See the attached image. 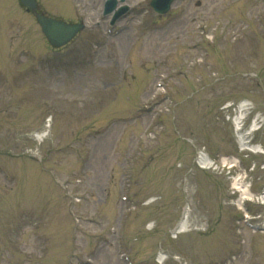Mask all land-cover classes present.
Instances as JSON below:
<instances>
[{"label":"rangeland","instance_id":"1","mask_svg":"<svg viewBox=\"0 0 264 264\" xmlns=\"http://www.w3.org/2000/svg\"><path fill=\"white\" fill-rule=\"evenodd\" d=\"M69 1L70 14L65 0L42 4L56 16L82 19L85 29L65 47L38 57L45 52L38 45V25L20 19L7 29L8 20L23 13L10 0H0V167L7 170L0 169V240L3 234H14L13 249L4 248L8 257L9 250L16 252L7 263L17 259L31 264L37 259L46 264L51 258L53 264L55 258V264H64L76 258L124 264L117 257L115 235L122 209L120 174L125 161L132 160L127 184L132 209L125 230L128 252L137 264H156L161 248L169 256L167 264H177L173 255L188 264H264V233L244 226L243 211L236 205L239 192L230 177H244L253 197L245 208L264 221V123L253 139L259 145L255 153L239 150L232 125L222 118L225 112L232 115L233 107L221 111L225 102L245 98L252 105L248 120L254 113L264 118V0H180L171 7L177 17L169 21L165 15L161 21L148 0H127L131 12L114 25L126 29L115 37L104 30L109 24L101 14L103 0ZM200 26L211 35L208 39ZM13 28L16 36L10 44L18 49L9 60ZM30 51H35L32 56ZM160 74L167 76L166 87L159 88L153 101ZM133 89L141 95L127 94ZM136 100L153 107L151 113L159 110L157 124H149L152 116L146 111L136 112L140 117L132 122L118 121L135 111ZM49 115L53 140L48 137L40 145L42 165L57 171L61 180L71 173V179L63 191L50 179L45 186L44 174L20 159L11 166L38 182L21 194L14 190V171L7 166L24 149L35 147L30 133L42 129ZM112 116L118 117L109 119ZM102 128L100 135L91 137L92 130ZM202 148L214 159L238 156L239 161L233 162L230 175L227 167L200 170L194 156ZM7 172L10 181L5 183ZM66 191L84 197L75 202L81 221L72 243L67 242ZM148 199L153 200L146 203ZM186 206L193 229L190 235L174 238L168 231ZM23 209L39 219L18 217ZM15 221L26 224L22 232L12 229ZM39 225V231L47 233L46 242L44 233H33ZM101 234L109 236V243L102 242ZM69 243L73 246L65 247Z\"/></svg>","mask_w":264,"mask_h":264},{"label":"water","instance_id":"2","mask_svg":"<svg viewBox=\"0 0 264 264\" xmlns=\"http://www.w3.org/2000/svg\"><path fill=\"white\" fill-rule=\"evenodd\" d=\"M171 1L153 0L151 4L157 11H163L159 6L167 8ZM23 2L33 10L35 9V3L32 0H23ZM36 15L48 40L56 46L66 43L81 28V25H69L61 21L45 18L39 14Z\"/></svg>","mask_w":264,"mask_h":264},{"label":"bare ground","instance_id":"3","mask_svg":"<svg viewBox=\"0 0 264 264\" xmlns=\"http://www.w3.org/2000/svg\"><path fill=\"white\" fill-rule=\"evenodd\" d=\"M242 105H239L241 109L239 110H242ZM243 117V113H240L239 116H238V119H241ZM260 119L259 117H257L254 122H253V125L250 129V131L254 130L257 128V126L259 125L260 123ZM240 140L242 141V143H245L246 144V147H249V143L246 142V138L244 137V135H241L240 137ZM250 149V148H248ZM200 164L202 165H206L204 162H200ZM244 177L243 176H236L232 179V188L236 191H238L240 193V196L237 200V205L240 207L241 204L246 201V200H251V194L250 192L248 191V188L245 186V183L243 181ZM262 198H264V196H262ZM187 216H188V210L185 209L184 212H183V217L182 219L179 221L178 223V226H177V230H176V233H183V232H187L189 231L191 228V225L188 223L187 221ZM162 259H166L165 255L162 254V253H159L158 255V260L162 261Z\"/></svg>","mask_w":264,"mask_h":264}]
</instances>
